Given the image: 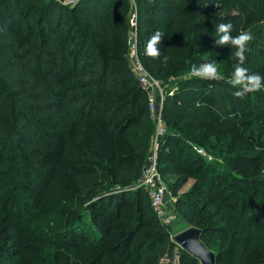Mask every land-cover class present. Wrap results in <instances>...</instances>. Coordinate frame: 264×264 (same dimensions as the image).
Here are the masks:
<instances>
[{
	"label": "trees",
	"instance_id": "16d2710c",
	"mask_svg": "<svg viewBox=\"0 0 264 264\" xmlns=\"http://www.w3.org/2000/svg\"><path fill=\"white\" fill-rule=\"evenodd\" d=\"M237 1L253 4L250 14L264 20V0H227ZM223 2L0 0V200L9 206L0 208L7 212L0 220L1 264H171L175 251L178 264H200L171 240L172 223L160 222L147 192L131 188L142 178L154 133L146 93L128 64L131 11L145 67L153 62L145 55L146 41L163 33L161 55L147 69L167 85L157 168L173 196L194 179L174 199L175 213L194 221L203 243L218 252L216 264L227 239L226 257L238 253L240 264H264V254L253 257L264 239L242 235L246 229L264 232V87L238 99L226 76L201 80L187 71L198 65L188 52L189 38L209 26L203 7ZM182 31L188 49L177 60L169 58L167 71L162 61L170 56L169 40ZM248 72L264 77L259 68ZM96 115L95 137L69 149L71 158L63 160L66 132L84 128ZM215 142L227 149L222 163L194 149ZM59 162L65 169L53 198ZM232 167L244 175H231ZM165 174L176 176L173 185ZM41 188L52 191L51 215L44 202L48 192L38 196ZM94 196L100 197L85 205ZM127 204L134 207L131 216L124 212ZM40 211L44 227L37 229L32 223ZM88 216L92 226L85 223ZM151 222L154 227L138 238Z\"/></svg>",
	"mask_w": 264,
	"mask_h": 264
},
{
	"label": "rangeland",
	"instance_id": "374dc122",
	"mask_svg": "<svg viewBox=\"0 0 264 264\" xmlns=\"http://www.w3.org/2000/svg\"><path fill=\"white\" fill-rule=\"evenodd\" d=\"M64 1L69 2L70 0H64ZM251 7H253V4H249L245 1H239V2L237 1V3L231 4V3L227 2V0H224V2L220 5H206L203 7L202 20H203V22H209V26H208V28H204V29L201 27L195 29L194 34L193 35L191 34V36L189 38V46H188L189 48L191 47L190 50H188L190 56L195 61L198 62L197 66H199L201 63H204L207 61H216L220 75H224L228 79L231 77V73L233 71V65L236 63V61L234 59V52L236 51V49L233 48L231 45L217 46L215 44V39L218 38V36L215 32L217 25H219L221 23H230L233 26L232 33H231L233 36H236L235 32H240L241 30H248L251 32V34L253 36L252 41H250L249 44L247 45L248 51L245 53L247 59H246V62L244 64V67H246L248 70L254 69V68H259L261 70V72L264 74V20L255 19L254 15L250 14ZM130 14H131L130 15L131 17L129 20V25H130V31H131L133 29V25H134L133 19H134L135 13H134V11H131ZM236 20H238V21L236 22ZM185 38H186V36L183 33V31L179 32L178 36L175 39H173L171 37V39L169 40L170 42L168 43V46H167V49L170 50V56H167V54H166V56L168 57V60L170 58L171 60L174 61V60H177L180 56L186 54L188 47L183 45V43L181 42L182 40H185ZM127 53H128V64L130 67L131 58L129 55V49H127ZM138 56H139V53H138ZM150 59H152L153 62L152 63H151V61L148 62L146 67L143 64V62L141 61L143 64V67L145 68L146 71L151 70L154 67L155 59H153L151 57H150ZM156 59H158V58H156ZM180 60H183V59H180ZM169 65H170V62H168L165 65V68L167 71H168ZM173 69H174V66H173ZM187 71L189 72L188 74H190V70H187ZM187 71H186V73H187ZM131 72H132V70H131ZM182 72H183V70L179 74H183ZM166 75H169V74L164 73L161 76L163 77ZM172 77H175V76H172ZM171 80H173V78ZM158 82H159V87L161 88L162 93H163V91L167 85L161 80H158ZM137 85L141 87V85L139 83ZM145 93H146V91H145ZM145 96H146L145 100H147L146 106L148 109L149 108V106H148V94L146 93ZM152 96H153V98L155 97L154 95H152ZM148 112H149V110H148ZM98 116H100V115H96L94 118L85 122L84 126H83L84 128H77V129L74 128L73 131H71V132L67 131L66 132V134H65L66 150L62 154L63 160L71 158V156L69 155V151H70L69 149H72L74 147L75 148L79 147L82 143H87L88 141H91L95 137V129L97 126V117ZM151 120H152V118H151ZM196 147L204 148L206 153L209 156H211V158H212L210 161L213 160L214 162L222 163L223 156L225 157L228 155L227 149L224 148V146H221L220 143H218V142H215L214 145H210L209 143H207V144H205V146H196ZM144 166H143V169H144ZM63 168L65 169V165L62 162H59L55 168V174H53V178H52L53 198L55 195L58 194V191H56L55 188L57 187V185L60 184L59 175H60V171ZM232 169L233 170L230 172L231 175H238V176L244 175V174H241L242 171H244V170L236 171V170H234V167H232ZM260 172L264 173V169L260 170ZM142 175H143V172H142ZM165 178L167 179V182L170 185H173L174 181L176 179V176L172 175V174H165ZM88 180H91V182H93L94 184L96 182H98V180H94L93 178H88ZM74 182L77 183V180L71 179V183L73 184ZM193 184H194V179L190 178L186 181V183L180 189V191L178 192V195L173 196L172 194H170L171 205L174 206V204H173L174 199L177 198L178 196L183 195V193H185ZM113 188H116L115 190H113L115 193L120 191V189L118 187H113ZM131 188H137V185L136 186L132 185ZM44 192H48V194L45 195L46 199L44 201L45 202V208L48 209V212H46V213L48 215H51V214H53V209L55 208V205H54L55 201L51 202L52 194L51 193L49 194V192H52V191L50 188L38 189V196L40 197L42 195V193H44ZM99 197L100 196L92 197L89 201H87V203L85 205H88V203L97 200ZM7 203H8V201H5V199H1L0 200V206H1L0 208H2V209L8 208L9 206L6 205ZM13 207H14V204H13ZM40 208L44 209L43 206H39V209ZM174 210H175V208H174ZM134 211H135L134 207L131 204H127L125 207V210H124V212L126 214H128V216H131V214ZM6 215H7V212L1 213L0 214V220H1V218H3ZM34 217L38 218V219H37V221L33 222L32 224L37 225V229H42L44 227L43 222H42V219L44 217V212L40 211V213L35 215ZM88 218H89V216L87 217L85 223L88 226H92L90 219H88ZM49 220H51V219H49ZM172 220H173L172 225L168 229L169 235H170V238L172 241H174V236L176 234H178L179 232L183 231L184 229H186L188 227H196L194 221L188 222L187 219L182 218L181 216H179V214L177 215L176 213L173 214ZM7 221H10V219L6 220V222ZM49 225H50V223H49ZM55 227L56 226H53V228H55ZM152 227H154V222H151L150 224L144 225L143 226L144 229L141 230L140 234L138 235V238L141 237L143 234L148 233ZM92 228L93 227H91V229ZM248 230L249 229H246V231H244L242 233V235L246 236V235L250 234L251 237H254L255 239H257V238L260 239V237L264 239V232H257V231L253 230V232L250 233ZM32 232H34V230H32ZM96 233H97V230H95V229H92L91 231H89V235L91 237H95ZM3 236H4V234H3ZM228 237H229V234H228ZM228 242L229 241L227 239L226 244L223 245L224 243L221 240L222 244L219 245L218 250L222 249L221 253L223 252V255L222 256L218 255V260H219L218 264H240L239 263L240 256H238V253H235V254H232V255L226 257L227 253H229V252H227V250L226 251H223V250L225 247L228 246ZM176 245L178 247H180L177 243H176ZM176 249H177V247H176ZM262 249L264 250V240L261 243V246H259L258 251H256L253 254V257H258V256L264 254ZM80 250H82V249H80ZM211 251L215 254L216 253L218 254V252L215 249H212ZM106 258L109 259L110 258L109 255H107ZM164 260L168 261L167 259H164ZM179 260H180V258H179L178 251L177 252L175 251V258L171 264H178ZM109 263L110 264H117V261L112 262L109 260ZM0 264H1V260H0Z\"/></svg>",
	"mask_w": 264,
	"mask_h": 264
},
{
	"label": "built area",
	"instance_id": "2783aa9c",
	"mask_svg": "<svg viewBox=\"0 0 264 264\" xmlns=\"http://www.w3.org/2000/svg\"><path fill=\"white\" fill-rule=\"evenodd\" d=\"M57 1L65 4H73L75 0H70L69 2H65L64 0ZM127 46L131 58L130 69L137 82L148 94V110L154 123L151 154L144 166L143 175L137 184V187H142L147 192L152 209L156 213L160 222L164 225H169L173 222L172 216L175 213V210L170 201L171 193L162 175L158 171L156 154L158 144L166 132V126L161 115L163 93L159 87L158 80L145 70L140 57L138 56V36L134 25L133 29L129 32ZM152 95L155 97L153 98ZM194 149L199 155L205 157L207 160L212 159L211 156L206 153L204 148L194 147Z\"/></svg>",
	"mask_w": 264,
	"mask_h": 264
},
{
	"label": "clouds",
	"instance_id": "9594fccd",
	"mask_svg": "<svg viewBox=\"0 0 264 264\" xmlns=\"http://www.w3.org/2000/svg\"><path fill=\"white\" fill-rule=\"evenodd\" d=\"M232 24L221 23L217 25L215 32L218 36L215 39L217 46L231 45L236 49L234 52V59L236 63L233 65V71L228 83L238 89L233 92L234 97L242 99L246 94L259 91L264 87V77L259 74H249L248 69L244 67L246 62L245 53L248 51L247 45L252 41L253 36L248 30H241L236 36L232 33ZM163 33L157 31L146 41L145 55L153 59L159 58L161 53L157 45L160 44ZM168 57L164 56L163 61L167 63ZM190 75L193 78L201 80H219L221 75L219 73L216 61H207L201 63L199 66L192 65Z\"/></svg>",
	"mask_w": 264,
	"mask_h": 264
},
{
	"label": "water",
	"instance_id": "95a60500",
	"mask_svg": "<svg viewBox=\"0 0 264 264\" xmlns=\"http://www.w3.org/2000/svg\"><path fill=\"white\" fill-rule=\"evenodd\" d=\"M174 241L188 253L196 257L200 264H216L215 254L201 240L197 227H188L174 236Z\"/></svg>",
	"mask_w": 264,
	"mask_h": 264
}]
</instances>
